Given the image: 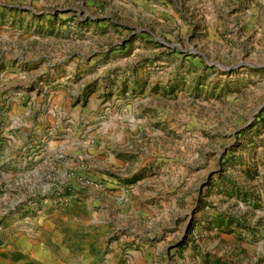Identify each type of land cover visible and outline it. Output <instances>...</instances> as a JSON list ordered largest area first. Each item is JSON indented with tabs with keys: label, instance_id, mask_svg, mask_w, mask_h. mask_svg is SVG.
<instances>
[{
	"label": "rangeland",
	"instance_id": "1",
	"mask_svg": "<svg viewBox=\"0 0 264 264\" xmlns=\"http://www.w3.org/2000/svg\"><path fill=\"white\" fill-rule=\"evenodd\" d=\"M0 264H264V0H0Z\"/></svg>",
	"mask_w": 264,
	"mask_h": 264
},
{
	"label": "crops",
	"instance_id": "2",
	"mask_svg": "<svg viewBox=\"0 0 264 264\" xmlns=\"http://www.w3.org/2000/svg\"><path fill=\"white\" fill-rule=\"evenodd\" d=\"M52 96H53V101H55V102H57V104L61 107L62 106V101L64 100V98H65V94H62V95H59V94H55V93H51L50 95H49V99H51L52 98ZM57 96V97H56ZM56 98H58V100L56 101ZM40 105V104H39ZM42 105H44V103L42 104Z\"/></svg>",
	"mask_w": 264,
	"mask_h": 264
},
{
	"label": "water",
	"instance_id": "3",
	"mask_svg": "<svg viewBox=\"0 0 264 264\" xmlns=\"http://www.w3.org/2000/svg\"><path fill=\"white\" fill-rule=\"evenodd\" d=\"M235 66H237V65H234L233 67H235ZM233 67H230V68H228V69H231V68H233Z\"/></svg>",
	"mask_w": 264,
	"mask_h": 264
}]
</instances>
